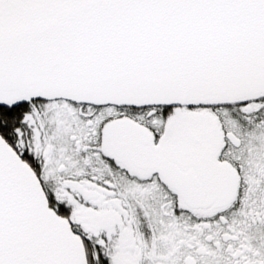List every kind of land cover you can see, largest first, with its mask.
<instances>
[{"label": "snow or ice", "instance_id": "snow-or-ice-1", "mask_svg": "<svg viewBox=\"0 0 264 264\" xmlns=\"http://www.w3.org/2000/svg\"><path fill=\"white\" fill-rule=\"evenodd\" d=\"M0 264H264V0H0Z\"/></svg>", "mask_w": 264, "mask_h": 264}]
</instances>
